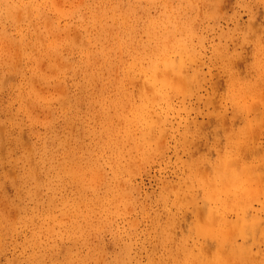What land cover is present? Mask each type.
Returning <instances> with one entry per match:
<instances>
[{
    "label": "rangeland",
    "instance_id": "1",
    "mask_svg": "<svg viewBox=\"0 0 264 264\" xmlns=\"http://www.w3.org/2000/svg\"><path fill=\"white\" fill-rule=\"evenodd\" d=\"M0 264H264V0H0Z\"/></svg>",
    "mask_w": 264,
    "mask_h": 264
},
{
    "label": "bare ground",
    "instance_id": "2",
    "mask_svg": "<svg viewBox=\"0 0 264 264\" xmlns=\"http://www.w3.org/2000/svg\"><path fill=\"white\" fill-rule=\"evenodd\" d=\"M166 65H167V64H166ZM169 66H170V65H169ZM169 66H168V67H169ZM168 69H170V68H168ZM172 77H173V76H172Z\"/></svg>",
    "mask_w": 264,
    "mask_h": 264
}]
</instances>
